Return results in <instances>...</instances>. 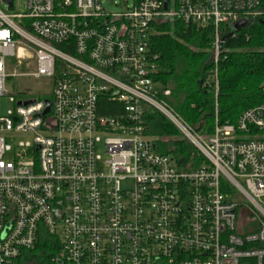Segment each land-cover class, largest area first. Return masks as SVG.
<instances>
[{
  "label": "built area",
  "instance_id": "built-area-1",
  "mask_svg": "<svg viewBox=\"0 0 264 264\" xmlns=\"http://www.w3.org/2000/svg\"><path fill=\"white\" fill-rule=\"evenodd\" d=\"M7 2L0 264H264V104L196 133L167 104L151 47L158 26L179 20L212 31L217 65L223 28L264 20V0H132L118 12L111 0H26L25 12ZM17 76L46 91L18 100L7 86ZM205 86L218 96L217 67ZM149 110L201 165L160 153Z\"/></svg>",
  "mask_w": 264,
  "mask_h": 264
},
{
  "label": "trees",
  "instance_id": "trees-1",
  "mask_svg": "<svg viewBox=\"0 0 264 264\" xmlns=\"http://www.w3.org/2000/svg\"><path fill=\"white\" fill-rule=\"evenodd\" d=\"M157 28L159 34L151 41L152 51L159 55L155 80L171 91V96L165 99L167 104L196 133L210 135L216 118L220 124L235 123L244 111L264 104L263 19L229 39L231 28L224 27V44L217 65L211 52L210 29H198L179 20ZM216 67L217 97L213 87L205 86ZM101 115L113 116L115 112L105 110ZM147 119L160 153L173 156L183 167L202 164L203 157L197 149L181 138L180 131L167 118L149 110Z\"/></svg>",
  "mask_w": 264,
  "mask_h": 264
},
{
  "label": "rangeland",
  "instance_id": "rangeland-1",
  "mask_svg": "<svg viewBox=\"0 0 264 264\" xmlns=\"http://www.w3.org/2000/svg\"><path fill=\"white\" fill-rule=\"evenodd\" d=\"M126 1H128L130 4L132 3V0H111V3L105 5V8L108 11H114V12L122 11L126 5ZM7 5H8L7 0H0L1 9H5ZM14 8L17 11L25 12L26 0H14ZM7 86H8V89L10 90V93L16 95L18 100L30 98L31 96L27 94L29 93V91H40V92L46 91L45 81L43 80L35 81L30 77H18V76L14 77L7 81ZM12 108H13V105L7 97L0 99V112L1 113L5 114L8 111H10ZM160 114L163 115L162 113ZM180 136L183 139L186 138L184 134L182 133H180ZM22 139H24V137H22Z\"/></svg>",
  "mask_w": 264,
  "mask_h": 264
},
{
  "label": "water",
  "instance_id": "water-1",
  "mask_svg": "<svg viewBox=\"0 0 264 264\" xmlns=\"http://www.w3.org/2000/svg\"><path fill=\"white\" fill-rule=\"evenodd\" d=\"M166 6H167V3L165 4V8H166ZM248 25H249V21L247 19H243L241 21L234 23L231 26V32L228 34L227 38L229 39V38L233 37L234 35L238 34L240 31L245 29ZM223 41H224V39H223ZM23 104H27V103H23ZM47 104H48V108H47L45 113H48L49 108H50V103L48 102Z\"/></svg>",
  "mask_w": 264,
  "mask_h": 264
}]
</instances>
